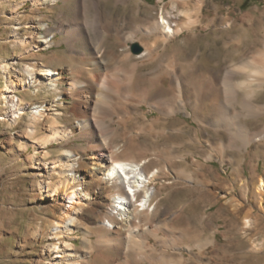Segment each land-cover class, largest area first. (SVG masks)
<instances>
[{
  "label": "bare ground",
  "instance_id": "bare-ground-1",
  "mask_svg": "<svg viewBox=\"0 0 264 264\" xmlns=\"http://www.w3.org/2000/svg\"><path fill=\"white\" fill-rule=\"evenodd\" d=\"M21 1L24 4L26 0ZM32 1L36 7L51 4L53 9L58 4L63 18L56 21L55 25L38 18L37 23L30 26V37L14 30L16 33L10 43L22 49V56L34 49L49 48L57 34H61V37L54 43L60 45L64 42L66 45L60 51L61 54L54 55L53 60L25 62L22 67L25 75L22 79L12 80L13 83L10 79L3 92L7 95L4 98L8 97L7 103L11 105L10 112L6 115L9 120L17 122L22 114L29 112V121L23 130L20 147L25 151L29 145L34 144L35 153L28 155L26 160L32 166L37 165L32 167L33 177L37 178L36 187L40 192L54 195L60 200L61 212L55 215L51 229L54 241L42 246L39 257L44 263H40L115 264L117 259L123 257L125 261L116 264H142L143 256L146 255L143 250L144 242L135 236L149 232L157 236L158 231L165 229H162L161 223H166L167 220L158 222L160 224L155 223L157 226L153 224L161 208L160 202H155L156 186L151 188L150 185L160 174L166 175L170 165L166 164L153 171L146 169L143 157L122 158L123 154L131 153V145H121L118 142L119 138H124L121 131L124 125L121 123L137 121L139 116L142 121H146L148 115L139 107L146 104L164 116L150 124L144 122L140 130L147 132L156 128L162 134L167 132L168 117L184 112L191 115L200 126L190 141L200 143L199 132L204 131V126L212 127L225 137L211 149L216 151L222 163L230 158V162L232 160L237 163L238 170L243 171L245 153L249 146L254 141L264 140V125L261 129L254 130L249 124L252 119L264 120V103L258 101L259 96L264 93V35L259 47L253 41L255 49L245 48L244 52L237 55L239 57L220 71H224L222 80L212 71L198 72L199 59L197 62H185L177 54L172 55L164 69L142 73L143 65L161 66V58L165 53L161 54L158 49L161 44L166 51L172 35L193 28L201 21L205 0L174 1L173 9H177L179 15L183 16L174 25L164 12L166 7L161 8L158 15H151L153 20L147 29L151 36L139 39L124 32L123 27H116L115 20L104 7L109 2L114 6L127 7L133 0ZM136 2L141 4L139 0ZM155 9L157 10L152 7L151 10ZM16 13L19 15V11ZM213 21L214 19L207 22V25ZM229 26L230 24L226 27ZM239 27L232 42L243 45V48L246 46L245 40H249V27ZM260 37L258 36L259 39ZM134 43L142 47L140 53L132 51ZM246 50H250L249 53L252 54L246 55ZM9 64L4 61L2 68L8 70ZM167 76L171 77L168 88L164 86ZM61 82L65 85L59 86ZM32 86L37 90L51 86L53 97L65 92L71 99L66 104L69 110L52 108L42 103H29L16 93L17 90ZM163 88L166 93L156 97L157 92ZM64 117L67 120L66 125L61 122ZM186 127L190 125L174 127V130L184 133ZM74 136L84 143L81 155L77 154V150L65 147L50 162L44 161L50 157L47 150L50 145L61 143L64 146ZM212 150L207 152L206 160H201L200 164L204 166L214 156ZM39 152L42 159L38 163ZM142 152L143 150L140 151L141 155ZM162 153L166 158L174 155V158L181 161L187 160V156L175 155L173 148L163 149ZM229 153L233 155L229 157ZM235 156H238V160ZM42 170L49 175L45 179ZM52 173L57 174L59 179H52ZM198 175V171L193 174L184 169L175 174L177 179L182 177L189 182L196 181ZM87 177L89 182L86 181ZM260 186L264 187V179H261ZM101 190L107 191L113 197L114 210L105 213L106 222H101L99 232L83 229L82 246L78 247L72 234L81 228V212L89 206L91 200L97 198L96 195ZM110 196L104 200L111 201ZM178 217L172 215V221L176 222ZM244 221L248 222L247 219ZM151 226L155 227L150 229ZM175 240L174 237L171 238L173 243ZM192 247L189 246L190 250ZM94 251L96 253L92 255ZM147 256L149 264L185 262L183 252L172 259H168L165 254Z\"/></svg>",
  "mask_w": 264,
  "mask_h": 264
},
{
  "label": "rangeland",
  "instance_id": "rangeland-1",
  "mask_svg": "<svg viewBox=\"0 0 264 264\" xmlns=\"http://www.w3.org/2000/svg\"><path fill=\"white\" fill-rule=\"evenodd\" d=\"M139 1L140 5L133 0L127 7L114 6L110 2L104 4L107 13L115 20L116 27H123L124 32L132 34L135 39L150 35L147 29L153 20L151 15H158L161 8L166 7L164 12L171 18L173 25L183 17L179 15L177 9L172 7L176 0ZM205 1L201 21L193 28H187L180 34L172 35L167 43L166 51H164L165 46L161 44L158 49L161 54L165 52L161 58V66L143 65L142 73L149 72L148 70L158 72L164 69L172 55L177 54L185 62L188 60L197 62L199 59L198 72L212 71L222 80L224 71H220L228 63L239 57L237 55L244 52L245 48L255 49V43L257 46L261 44L264 35V0ZM52 6L50 4L36 7L32 0H26L24 4L21 0H0V264L44 263L40 260V252L43 245L54 241V233L51 231L53 219L57 213L61 212L60 200L54 195L40 192L35 185L37 178L33 177L32 170L37 165L32 166L26 160L28 155L35 153L34 144L29 145L25 151L20 147L23 130L29 121V112L22 114L17 122L9 120L6 115L10 112L11 105L7 103L8 97L4 98L6 94L3 93L10 79L13 83L12 80L22 79L25 75L22 70L25 62L53 60L54 55L61 54L60 51L66 47L64 42L60 45L54 43L59 41L61 34L53 38L54 42L49 48L39 50L33 48L34 50L23 56L22 49L10 43L16 32L30 37V26L36 24L38 18H42L50 25L57 24L56 21L63 18L61 8L58 4L54 9ZM152 7H156L157 10H151ZM16 11H19V15ZM212 19L214 21L207 25V22ZM228 24L233 26L226 27ZM239 26L249 27L247 34L249 40H245L246 46L243 48V45L232 42L238 34ZM257 35L261 36L260 39ZM249 51L246 50V55L252 54ZM4 61L10 63V68L6 71L2 68ZM170 83L171 77H165L164 86L168 88ZM64 85L61 82L59 86ZM51 89L52 87L49 86L37 90L32 86L17 90L16 93L29 103H42L68 111L66 104L71 100L68 95L62 92L53 97ZM165 90L160 89L156 97L164 95ZM124 101L134 104L129 100ZM224 101L226 102L225 99ZM258 101L264 103V93L259 96ZM58 102L65 104H58ZM139 107L142 112L147 113L148 124L164 116L149 105L144 104ZM138 118L137 121L121 123L124 125L123 129L120 127L124 138H119L118 142L121 145H131V153L123 154L122 158L143 157L146 169L153 171L166 164L170 165L168 173L160 174L150 185L151 188L156 186L155 202H160L161 208L153 224L163 220L170 223L162 222L161 227L165 228L163 229L165 231H158L157 236L150 232L135 236L136 239L144 242L143 250L146 255L143 256L142 264H149L147 255L150 254H165L168 259H172L181 252L185 254L184 264H264V187L260 186L261 179H264V140L254 141L249 146V150L245 153L244 170L239 171L237 163L232 160L230 162V158H227L226 163H222L216 151L211 149L225 137L223 134H218L212 127L204 126V131L199 132L200 143L190 141L198 132L196 129L200 127L191 115L179 112L168 117L167 132L162 134L156 128L147 132L141 131L140 127L146 121H142L140 116ZM63 119L64 121L61 122L66 125V117ZM252 120L248 122L254 130H259L264 125V120ZM185 124L190 125L186 127V132L178 133L174 130V127ZM131 138L134 140H130ZM82 145L84 143L75 136L64 146L61 143L50 145L47 148L50 157L44 161L50 162L65 147L77 150V154L81 155ZM168 148H173L175 155L187 156V160L181 161L179 158H174V155L166 158L162 150ZM142 150L143 155L140 154ZM211 150L214 156L203 166L200 161L206 160L205 155ZM40 154L39 152L38 163L42 159ZM232 155L229 153V157ZM235 157L238 158V156ZM180 169L189 170L193 174L198 171L196 181L189 182L182 177L177 179L175 174ZM42 171L44 179L49 176L44 170ZM50 177L54 180L59 179L55 173H52ZM86 181L89 182L88 177ZM96 196L97 198L91 200L89 206L81 212L83 225L81 224V228L72 234L78 247L82 246L83 229L99 232L101 224L106 222L105 213L114 210L113 197L108 195L107 191L101 190ZM109 196L111 201L104 200ZM171 214L179 216L176 222L172 221ZM246 219L247 223L244 221ZM155 226H151L150 229ZM183 231L185 234L181 238ZM172 236L174 240L176 239V244L171 241ZM92 237L94 238L95 234ZM164 239L167 241L165 242ZM210 239L212 242H209ZM160 240L163 241L160 242ZM95 253L94 251L92 255ZM123 261L125 258L121 257L116 260V263Z\"/></svg>",
  "mask_w": 264,
  "mask_h": 264
},
{
  "label": "water",
  "instance_id": "water-1",
  "mask_svg": "<svg viewBox=\"0 0 264 264\" xmlns=\"http://www.w3.org/2000/svg\"><path fill=\"white\" fill-rule=\"evenodd\" d=\"M132 51L134 53H140L142 51V47L138 43H134L132 45Z\"/></svg>",
  "mask_w": 264,
  "mask_h": 264
}]
</instances>
